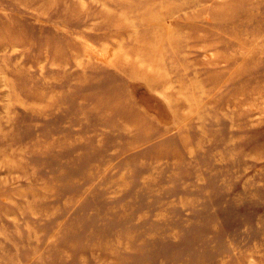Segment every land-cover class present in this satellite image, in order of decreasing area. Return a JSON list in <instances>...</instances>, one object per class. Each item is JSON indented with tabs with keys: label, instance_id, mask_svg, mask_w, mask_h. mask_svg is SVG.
<instances>
[{
	"label": "rangeland",
	"instance_id": "374dc122",
	"mask_svg": "<svg viewBox=\"0 0 264 264\" xmlns=\"http://www.w3.org/2000/svg\"><path fill=\"white\" fill-rule=\"evenodd\" d=\"M0 264H264V0H0Z\"/></svg>",
	"mask_w": 264,
	"mask_h": 264
}]
</instances>
